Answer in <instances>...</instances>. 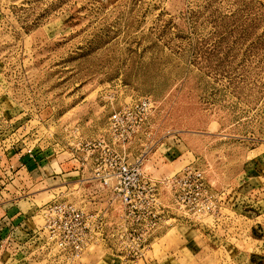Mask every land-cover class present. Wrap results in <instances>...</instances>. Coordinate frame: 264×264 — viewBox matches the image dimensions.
Returning a JSON list of instances; mask_svg holds the SVG:
<instances>
[{
  "label": "rangeland",
  "instance_id": "obj_1",
  "mask_svg": "<svg viewBox=\"0 0 264 264\" xmlns=\"http://www.w3.org/2000/svg\"><path fill=\"white\" fill-rule=\"evenodd\" d=\"M142 95L159 102L148 161L176 142L168 176L202 167L221 208L201 225L168 220L141 260L91 247L73 264H264V0H0V139L15 134L1 149L50 124L91 137ZM3 168L0 222L19 200L31 226L46 202L85 200L64 194V171L10 183ZM18 231L0 223V264H63L22 250Z\"/></svg>",
  "mask_w": 264,
  "mask_h": 264
},
{
  "label": "built area",
  "instance_id": "obj_2",
  "mask_svg": "<svg viewBox=\"0 0 264 264\" xmlns=\"http://www.w3.org/2000/svg\"><path fill=\"white\" fill-rule=\"evenodd\" d=\"M158 107L150 95L120 104L107 117L104 137L86 138L80 127L68 128V146L83 152L84 159L94 157L88 181L109 194L107 205L86 208L57 199L46 202L37 210L41 226L32 228L31 234L20 229L24 239L19 234L17 243L22 250L31 243L32 253L41 250L53 263L73 264L88 248L107 246L112 256L133 262L142 259L150 239L168 220L178 217L201 225L219 212L225 192H212L204 169L192 161L170 176L145 173V162L157 148L151 121ZM23 147L32 155L33 147Z\"/></svg>",
  "mask_w": 264,
  "mask_h": 264
},
{
  "label": "crops",
  "instance_id": "obj_3",
  "mask_svg": "<svg viewBox=\"0 0 264 264\" xmlns=\"http://www.w3.org/2000/svg\"><path fill=\"white\" fill-rule=\"evenodd\" d=\"M75 126L80 127L82 135L86 138L104 137L106 136L107 119L105 124L103 125V128H100L99 131H97L96 134L91 135V137H87L83 134L82 124H76ZM75 126L70 123L64 125L63 128L59 130L61 137H57V135H55V128V131H53L54 129L51 130V128H53L51 124L47 125V127H43V131H41L39 127L38 129L30 132L26 137H23L25 132L19 135L17 138L18 142H16L15 145L10 148L12 150H7L6 148H4L5 150H3L0 147V155L2 161L1 164L4 166L3 169H5L6 173L10 171L12 173L10 183H14L16 180L22 179L23 183L27 180L28 182H31V184H36L39 179H42L43 175H50V178H59V176H56L54 174H62V172L64 171L65 173L61 175L63 177L62 183L65 187L64 194L79 193V196H82L85 199L84 201L79 202V205L86 208L106 206L109 194L101 190L96 185H89L88 181L90 173L92 172V169L94 167V157L91 156L84 159L83 152L74 151L70 146H68L67 142L70 139L67 138L66 131L68 130V128H72ZM14 135L15 134L13 133L11 136ZM32 137L33 139L31 141L30 139ZM0 140H2V138ZM26 140L30 141L25 144ZM5 142H8V140L4 138L2 140V143ZM20 143L33 147L32 155L27 154L24 147L18 150V148L22 147L23 145ZM162 144L163 143H161V145ZM177 147L178 145H176V142L171 141L169 143H166L165 151L162 152L163 154L160 153V158H158V156L156 155L157 157L155 159H149V161L147 160L145 162V173L155 178L168 176L167 172H169L170 169L174 168V163H176L177 160L170 161V164L166 162L169 160V158H171V156L173 157L174 154L177 155V153L174 151V149H176ZM137 151L138 147H136V149L132 151V154H136ZM160 165L161 167H159ZM22 189L23 188L21 186V188H18V190H16L15 192L19 193V191ZM165 196H167V194H165L164 197ZM19 202L20 200L13 205L9 203L12 208L5 209L6 214L4 215L3 219H6V222L0 223L3 226V231L8 230L9 227L19 229L18 233L22 238L24 237V235L21 233L22 230L20 231V229H23V231H28L31 234L33 233L31 231L32 228L40 227V225L38 226V224H35L34 226H31L28 223V220L34 218V216H30L29 214L35 212V207L28 206L26 208H22ZM13 213L15 214L12 215ZM111 214L113 218L116 217V210H112ZM12 218H15L14 222L11 221ZM244 228H246V224L243 222L242 229L240 231H244ZM102 247H104L103 251L107 252L108 255L111 256L110 249H108V247L106 246ZM254 258V260H251V264H256L258 260H261V258H259V256L257 255H255ZM104 259L106 260V258Z\"/></svg>",
  "mask_w": 264,
  "mask_h": 264
}]
</instances>
